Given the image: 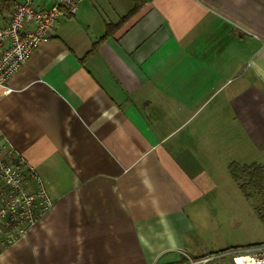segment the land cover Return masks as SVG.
<instances>
[{"label": "crops", "instance_id": "0c3cea01", "mask_svg": "<svg viewBox=\"0 0 264 264\" xmlns=\"http://www.w3.org/2000/svg\"><path fill=\"white\" fill-rule=\"evenodd\" d=\"M6 85L0 137L53 205L0 264H188L224 251L207 170L214 139L264 153V0H82Z\"/></svg>", "mask_w": 264, "mask_h": 264}, {"label": "built area", "instance_id": "2783aa9c", "mask_svg": "<svg viewBox=\"0 0 264 264\" xmlns=\"http://www.w3.org/2000/svg\"><path fill=\"white\" fill-rule=\"evenodd\" d=\"M12 9L0 18V88L27 62L39 43L49 38L50 30L63 12L74 14L82 0H11ZM1 136V135H0ZM0 250L27 234L53 205L42 179L25 160L0 137ZM230 256L233 264H264V242L221 251L188 264H203Z\"/></svg>", "mask_w": 264, "mask_h": 264}, {"label": "rangeland", "instance_id": "374dc122", "mask_svg": "<svg viewBox=\"0 0 264 264\" xmlns=\"http://www.w3.org/2000/svg\"><path fill=\"white\" fill-rule=\"evenodd\" d=\"M11 9L2 12L0 18L6 17ZM218 92L215 101L226 91ZM214 140L213 163L208 162L213 165L207 172L216 184L210 205L217 226L213 231L215 238H224L226 250L264 242V166L254 163L258 158L264 160V153H255L252 147L238 153L232 139L229 147L222 146L219 139ZM0 157L5 159L2 154ZM225 258L232 261L230 256Z\"/></svg>", "mask_w": 264, "mask_h": 264}, {"label": "trees", "instance_id": "16d2710c", "mask_svg": "<svg viewBox=\"0 0 264 264\" xmlns=\"http://www.w3.org/2000/svg\"><path fill=\"white\" fill-rule=\"evenodd\" d=\"M13 2L11 0H0V15L4 11H8L9 9L12 8ZM140 4L136 2L134 10H136ZM133 10V11H134Z\"/></svg>", "mask_w": 264, "mask_h": 264}]
</instances>
